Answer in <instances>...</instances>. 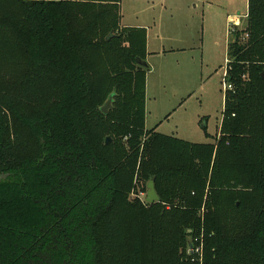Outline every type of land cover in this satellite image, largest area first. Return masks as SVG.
Here are the masks:
<instances>
[{
	"label": "trees",
	"instance_id": "trees-1",
	"mask_svg": "<svg viewBox=\"0 0 264 264\" xmlns=\"http://www.w3.org/2000/svg\"><path fill=\"white\" fill-rule=\"evenodd\" d=\"M120 2L0 0V264H264V0L206 143L145 128L146 33ZM151 179L158 201L130 199Z\"/></svg>",
	"mask_w": 264,
	"mask_h": 264
},
{
	"label": "rangeland",
	"instance_id": "rangeland-1",
	"mask_svg": "<svg viewBox=\"0 0 264 264\" xmlns=\"http://www.w3.org/2000/svg\"><path fill=\"white\" fill-rule=\"evenodd\" d=\"M214 1L212 6L206 7L202 0H173L176 26L174 31L167 32L169 26L162 25L161 36L174 38L157 39L154 30L149 32L152 51L161 48H173L174 51L149 58V66H153V70L148 77L159 91L153 89V97L150 95L146 100L144 126L147 129L158 118L157 122L161 123L157 132L189 142H213L218 134L223 111L222 74L226 63V43L232 37L228 29L232 19H226V14L241 17L247 6L246 0ZM142 2L121 0L123 24L142 20L143 14L137 16L136 13L143 9ZM167 2L171 4V0ZM180 101L182 103L178 106ZM169 112L168 118L164 119ZM146 191L135 186L130 199L137 198L145 203Z\"/></svg>",
	"mask_w": 264,
	"mask_h": 264
},
{
	"label": "crops",
	"instance_id": "crops-1",
	"mask_svg": "<svg viewBox=\"0 0 264 264\" xmlns=\"http://www.w3.org/2000/svg\"><path fill=\"white\" fill-rule=\"evenodd\" d=\"M172 1L171 0V4H168L167 0H158L157 2H154L153 0H143V2L141 3L143 5V9H138L136 11V13L139 15L143 14V18L142 20L137 21L134 24H123V14L121 12V2H120V27H132V28H142L145 30L146 33V62L148 64L149 69L146 71V76H145V109H146V100L148 96H152V90H158L159 91V87L157 88L155 84L150 82V77H148V75L152 72L153 70V66H149V58L153 57L154 54H161V53H165V52H169V51H174V49L172 48L171 50H165L164 48H161L157 51H152L149 46L151 45V38H150V34L149 32H151L152 30L155 31V37L157 39H162L164 37H167L168 40L173 39L174 37H170L169 35L162 37L161 36V32L163 31L164 26H169L167 28V32H171L174 31V28L176 26L175 23V17H176V13L174 10L175 6L172 5ZM203 4L206 5V7H210L212 6L215 1L214 0H202ZM246 6H247V10H248V0H246ZM247 10L245 14H242L241 17L239 16H235L232 15L230 16L229 13L226 14V19L233 21H236L237 17H239L240 19V26H238L239 29H242V27H244L245 25V15H247ZM227 12V10H225ZM239 13V12H238ZM239 15V14H238ZM164 25V26H162ZM179 39V37H177ZM229 42H232V37H230L226 43V59H227V50H228V44ZM177 49V48H176ZM225 67V65H224ZM169 69H167L168 71ZM224 76V69H223V74H222V79ZM223 82V80H222ZM153 97V96H152ZM182 103V101H180L177 105L180 106ZM223 104H224V91H223ZM171 112H169L168 114H166L164 116V119H167L168 116L170 115ZM158 118H156L153 122V126H151L150 129H154L155 131H157V128L159 127L161 122H157ZM145 124V122H144ZM146 128V127H145ZM147 129V128H146ZM169 135V134H168Z\"/></svg>",
	"mask_w": 264,
	"mask_h": 264
},
{
	"label": "built area",
	"instance_id": "built-area-1",
	"mask_svg": "<svg viewBox=\"0 0 264 264\" xmlns=\"http://www.w3.org/2000/svg\"><path fill=\"white\" fill-rule=\"evenodd\" d=\"M247 15H245L246 18ZM241 22L239 17H237L236 21H233L228 29L230 31V33H232L231 36H233L234 32H236V30H241L238 28V26H240ZM243 28V27H242ZM247 38V34L242 35V37H240L241 41H244ZM227 63H228V57L226 59V63H225V67H224V76H223V81H224V77L226 75V70H227ZM224 83V90L225 89H232V85L227 83L226 81L223 82ZM203 235L202 233L199 234L198 236L193 237L188 245V254L191 256V261H196L198 260L199 262H201L202 260V256H203Z\"/></svg>",
	"mask_w": 264,
	"mask_h": 264
},
{
	"label": "water",
	"instance_id": "water-1",
	"mask_svg": "<svg viewBox=\"0 0 264 264\" xmlns=\"http://www.w3.org/2000/svg\"><path fill=\"white\" fill-rule=\"evenodd\" d=\"M112 34H109L107 38H110ZM136 63L142 67H147L148 64L146 61L140 60L138 57L136 58ZM261 77L264 78V70L261 72ZM112 101H113V93L109 95L105 103L100 107V110L103 114H107L109 112V109L112 107ZM111 141V138L108 136L106 137L105 143H108ZM147 191H146V197L145 201L147 203H153L159 200V197L155 191L154 188V180L151 179L146 185Z\"/></svg>",
	"mask_w": 264,
	"mask_h": 264
}]
</instances>
